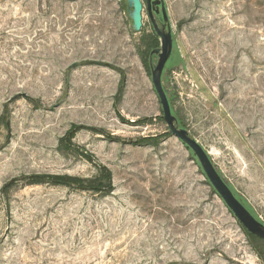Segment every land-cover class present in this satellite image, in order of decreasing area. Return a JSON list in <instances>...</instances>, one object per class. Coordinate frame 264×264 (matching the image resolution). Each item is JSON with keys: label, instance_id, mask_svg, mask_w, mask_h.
I'll list each match as a JSON object with an SVG mask.
<instances>
[{"label": "rangeland", "instance_id": "obj_1", "mask_svg": "<svg viewBox=\"0 0 264 264\" xmlns=\"http://www.w3.org/2000/svg\"><path fill=\"white\" fill-rule=\"evenodd\" d=\"M142 2L135 33L126 0H0V264H264L168 133L140 53L154 31ZM164 2L178 124L264 224V0ZM99 165L109 195L21 180Z\"/></svg>", "mask_w": 264, "mask_h": 264}, {"label": "water", "instance_id": "obj_2", "mask_svg": "<svg viewBox=\"0 0 264 264\" xmlns=\"http://www.w3.org/2000/svg\"><path fill=\"white\" fill-rule=\"evenodd\" d=\"M126 3L128 16L132 22V30L135 33H141L143 28V2L142 0H126ZM147 10L154 31L161 41V47L152 53V56L158 57V61L156 66L151 61V74L153 86L161 104L162 118L167 125L168 133L180 140L194 154L210 185L239 223L250 234L264 241V224L258 221L242 201L236 197L217 170L205 148L191 136L188 130L180 128L163 83V74L171 59L174 47L172 28L164 0H147ZM155 14L162 15L160 24L156 21Z\"/></svg>", "mask_w": 264, "mask_h": 264}, {"label": "trees", "instance_id": "obj_3", "mask_svg": "<svg viewBox=\"0 0 264 264\" xmlns=\"http://www.w3.org/2000/svg\"><path fill=\"white\" fill-rule=\"evenodd\" d=\"M142 46L143 50L140 52L143 57V62L147 67L148 71L151 69V61L154 60L155 55L152 56L154 50L160 47V39L157 36L156 32L153 31L148 36H144L142 38ZM170 64H176L180 61V57H176L174 60H169ZM168 65V64H167ZM165 88V87H164ZM166 93L168 94L167 89L165 88ZM172 110L174 109L173 103L170 100ZM174 114L175 111H173ZM163 119V118H162ZM180 125L183 123L179 122ZM83 126H74L67 134L65 140L70 144H72V140L75 137L76 133L84 129ZM98 133L100 135L106 136V133L103 130H100ZM189 149V148H188ZM194 155V154H193ZM84 156L89 160L92 161L93 157L90 156L88 153H84ZM23 182L28 186H37V185H51V186H64L71 189H75L82 192H90L100 195H109L113 192V175L112 172L103 165H99L98 174L92 178H81V177H74L69 175H32L22 178ZM15 182H11L10 184L6 185L3 189L4 193H8L9 190L14 186ZM210 184V183H209ZM232 191L235 193L236 197L243 201L242 198L236 193L233 187H230ZM246 208L254 215V217L261 222V220L253 213L251 208L244 202L243 203ZM244 228V227H243ZM245 229V228H244ZM246 230V229H245ZM249 237L257 243L259 246L264 247V241L260 240L259 238L253 236L246 230Z\"/></svg>", "mask_w": 264, "mask_h": 264}, {"label": "flooded vegetation", "instance_id": "obj_4", "mask_svg": "<svg viewBox=\"0 0 264 264\" xmlns=\"http://www.w3.org/2000/svg\"><path fill=\"white\" fill-rule=\"evenodd\" d=\"M154 11H155V10H154ZM155 15H156V14H155ZM156 16L160 19V22H161V21H162V20H161V16H162V15L159 14V15H156Z\"/></svg>", "mask_w": 264, "mask_h": 264}]
</instances>
